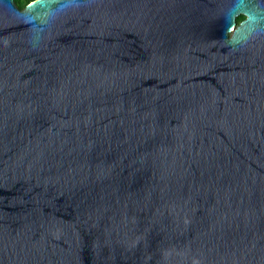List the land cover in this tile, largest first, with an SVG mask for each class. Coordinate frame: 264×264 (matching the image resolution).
<instances>
[{
    "label": "water",
    "instance_id": "95a60500",
    "mask_svg": "<svg viewBox=\"0 0 264 264\" xmlns=\"http://www.w3.org/2000/svg\"><path fill=\"white\" fill-rule=\"evenodd\" d=\"M234 2L0 0V264H264V35Z\"/></svg>",
    "mask_w": 264,
    "mask_h": 264
},
{
    "label": "clouds",
    "instance_id": "9594fccd",
    "mask_svg": "<svg viewBox=\"0 0 264 264\" xmlns=\"http://www.w3.org/2000/svg\"><path fill=\"white\" fill-rule=\"evenodd\" d=\"M36 2L39 3L41 2V0H36ZM26 11V8L23 9L21 14ZM234 11L235 15H233ZM230 16L233 19H237L241 16L245 17V24L251 25V27L247 31V37H251L253 34L264 35V27H260L262 24H264V15L257 16L254 15L251 11H249L247 0H235L230 10ZM26 23L31 25L33 21L28 20L26 21Z\"/></svg>",
    "mask_w": 264,
    "mask_h": 264
},
{
    "label": "trees",
    "instance_id": "16d2710c",
    "mask_svg": "<svg viewBox=\"0 0 264 264\" xmlns=\"http://www.w3.org/2000/svg\"><path fill=\"white\" fill-rule=\"evenodd\" d=\"M33 0H14V2L16 3V5L19 8H23L25 7L28 3L32 2ZM243 19V16L237 18V22H240Z\"/></svg>",
    "mask_w": 264,
    "mask_h": 264
},
{
    "label": "flooded vegetation",
    "instance_id": "af4514ba",
    "mask_svg": "<svg viewBox=\"0 0 264 264\" xmlns=\"http://www.w3.org/2000/svg\"><path fill=\"white\" fill-rule=\"evenodd\" d=\"M244 18V17H243Z\"/></svg>",
    "mask_w": 264,
    "mask_h": 264
}]
</instances>
